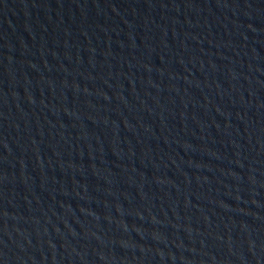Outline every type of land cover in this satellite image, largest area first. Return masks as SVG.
I'll return each instance as SVG.
<instances>
[{
	"label": "water",
	"instance_id": "obj_1",
	"mask_svg": "<svg viewBox=\"0 0 264 264\" xmlns=\"http://www.w3.org/2000/svg\"><path fill=\"white\" fill-rule=\"evenodd\" d=\"M264 35V0H0V264H93Z\"/></svg>",
	"mask_w": 264,
	"mask_h": 264
}]
</instances>
